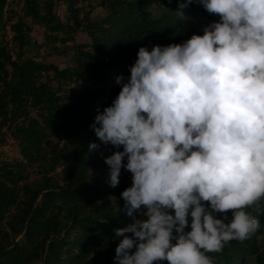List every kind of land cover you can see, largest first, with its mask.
<instances>
[{"label": "clouds", "instance_id": "obj_1", "mask_svg": "<svg viewBox=\"0 0 264 264\" xmlns=\"http://www.w3.org/2000/svg\"><path fill=\"white\" fill-rule=\"evenodd\" d=\"M199 3L220 19L183 43L141 47L92 124L117 149L105 159L110 185L132 174L118 264H214L208 253L260 229L249 209L264 210V0Z\"/></svg>", "mask_w": 264, "mask_h": 264}, {"label": "trees", "instance_id": "obj_2", "mask_svg": "<svg viewBox=\"0 0 264 264\" xmlns=\"http://www.w3.org/2000/svg\"><path fill=\"white\" fill-rule=\"evenodd\" d=\"M103 1L108 2L109 16L100 25L92 24V31H89L90 52L79 54L87 59L80 60L79 68L88 76L93 87L81 91L70 104L64 106L43 84L38 94H34L40 120H29L27 126H17L14 130V137L20 141L21 153L26 161L30 164L44 161L43 179L23 187L20 198L17 174L6 167L0 168V221L10 207L19 205L18 215L9 222V229L13 237L23 236L19 243L12 242L10 234L0 229V264H33L37 259L47 264H118L115 257L120 238L116 237L115 229L134 222L123 210L124 201L121 198V193L132 185L129 181L132 174L122 168L118 186L110 185V166L105 159L117 149L101 144L92 124L97 110L111 106L118 96L122 86L117 84V77H130V66L137 60L141 47L151 50L155 45L183 43L193 34L200 33L186 16V19L166 15L156 18L147 16L144 10L156 0ZM198 6H202L199 0H192L187 9L193 12ZM205 13L211 16L207 11ZM93 31H99L101 36H96ZM27 65L13 64L16 79L6 83L4 64L0 63L3 72L0 79L6 84V92L0 94L2 121L7 120L9 103L13 106L14 122L20 115H27L20 91V87L33 78L32 73L26 70ZM111 71H115L114 74ZM41 125L64 142L61 147H54L49 157L40 147L45 136ZM91 143H98L100 147L90 152ZM57 166L63 167L62 183L51 176L46 177ZM90 170L100 172V176L90 179L87 174ZM105 196L119 200L114 211L107 209L109 203L100 204ZM255 213L263 223L264 210ZM227 215L230 219L232 214L229 212ZM222 216L218 214L217 218ZM136 218L140 217L137 215ZM263 233L264 226L260 223V229L251 239L231 241L222 253L208 255L213 260L220 258L227 262L256 255L257 264H264V256L258 253L257 246V239ZM72 235L73 239L69 240ZM44 250L46 254L43 258ZM63 254L67 255L66 259L62 258Z\"/></svg>", "mask_w": 264, "mask_h": 264}, {"label": "rangeland", "instance_id": "obj_3", "mask_svg": "<svg viewBox=\"0 0 264 264\" xmlns=\"http://www.w3.org/2000/svg\"><path fill=\"white\" fill-rule=\"evenodd\" d=\"M185 0H156L149 5L144 13L150 18L159 16H173L179 18L177 11L179 4ZM202 6L196 7L195 11L184 9V15L190 24L203 35L205 26L213 21H218L219 16H208ZM108 2L103 0H0V63L4 64L5 82H13L16 72L13 64L21 66L27 63V72L32 73L33 78L20 87L21 100L25 104L26 116L20 115L14 122L12 117L13 106L8 104L7 120L0 119V168L6 167L17 174V188L19 197L22 198L23 187L36 184L43 179L44 161L30 164L22 156L21 143L14 137L17 126H27L29 120L39 119L36 106L35 93L41 90L44 84L59 98V104L68 105L73 98L85 89H91L93 83L88 76L79 68L80 60H87L80 52L89 53L88 46L91 44L92 24L100 25L109 16ZM104 27L108 25L104 24ZM101 36L99 31H93ZM113 74L115 71H111ZM0 75L3 72L0 70ZM0 79V94L6 92V84ZM30 92V93H27ZM7 100V99H6ZM22 110L19 111L21 114ZM44 128L43 125H41ZM44 139L40 143L42 151L49 154L54 147H61L63 141L59 140L44 128ZM41 151V152H42ZM46 157V158H47ZM62 166H57L48 172L46 177H52L62 183ZM90 179L100 176V172L88 171ZM132 182V177L129 178ZM113 197H102L100 204L107 202V209L114 211L119 200ZM19 205H13L5 213L0 221L2 232L10 234L12 242L19 243L22 234L16 237L11 235L9 222L18 215ZM260 223L264 221L255 213ZM190 219V218H189ZM231 219V218H230ZM229 219V220H230ZM72 235L69 240L73 239ZM258 253L264 256V233L257 239ZM46 250L42 253L44 258ZM66 254L62 255L66 259ZM33 264H47L42 259H37ZM214 264H257L256 255H249L236 262H227L222 259L214 260Z\"/></svg>", "mask_w": 264, "mask_h": 264}]
</instances>
